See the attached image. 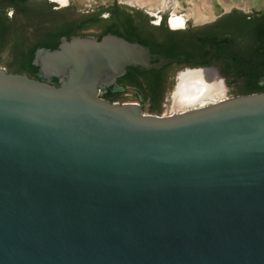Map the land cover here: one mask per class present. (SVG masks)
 <instances>
[{
    "label": "water",
    "instance_id": "95a60500",
    "mask_svg": "<svg viewBox=\"0 0 264 264\" xmlns=\"http://www.w3.org/2000/svg\"><path fill=\"white\" fill-rule=\"evenodd\" d=\"M184 62L106 35L39 50L40 80L0 67V264H264V93L164 115L101 97Z\"/></svg>",
    "mask_w": 264,
    "mask_h": 264
},
{
    "label": "trees",
    "instance_id": "16d2710c",
    "mask_svg": "<svg viewBox=\"0 0 264 264\" xmlns=\"http://www.w3.org/2000/svg\"><path fill=\"white\" fill-rule=\"evenodd\" d=\"M33 1L0 0V24L2 25L0 28V52L6 51L8 58L4 64L5 69H9L8 72L26 74L36 80L41 79L39 69L33 63L39 50L58 49L62 39L69 41L74 37H87L89 35L85 31L91 29L101 31L95 37L98 41L108 34L120 35L128 41L138 42L149 48L152 54L166 59L189 60L196 57L193 51L196 45H200L198 39L201 37L205 42L203 46L209 43L213 50L228 52V47H224L221 42L230 38L229 34L232 38H247V36L257 38V43L264 51V22H262L261 29L252 30L250 25L245 22L244 18L247 15L240 11L233 13L243 17L244 25L243 22H241V26L240 23L226 22L215 28L211 34L201 32L199 36L191 38L180 36L182 33H172L163 27L150 25L149 18L145 17L141 11H137L138 16L135 17L120 10L114 16L112 13V16L107 20H101L98 15L85 16L79 20H68L59 12L50 8L44 9L35 5ZM10 8H13L16 13L13 19H9L5 13ZM99 12L100 14L107 13L108 9L102 7ZM227 17L224 16L221 20ZM19 19L22 20V27L17 24ZM206 54H208L207 51L202 54V57H205ZM237 56L239 53H233L234 58H238ZM184 67H192V65L176 63L160 70L150 71L142 68H128L125 75L117 80L121 90L104 91L101 97L111 103H138L142 108L143 104L147 103L155 112L161 113L163 111L162 104L173 89L174 76L178 70ZM50 83L59 86V80L56 78L52 79ZM251 93L253 92H249L247 95ZM127 94H132L134 101H124Z\"/></svg>",
    "mask_w": 264,
    "mask_h": 264
},
{
    "label": "flooded vegetation",
    "instance_id": "af4514ba",
    "mask_svg": "<svg viewBox=\"0 0 264 264\" xmlns=\"http://www.w3.org/2000/svg\"><path fill=\"white\" fill-rule=\"evenodd\" d=\"M65 1L66 2L64 3L63 0H34L33 3L37 6L43 7L44 9L50 8L56 12H59L60 15L64 16L68 20H79L85 16L97 15L101 20H107L108 18H110V16H112V13L114 16L115 13L120 10L125 11L132 17H135L138 16L137 11H141L145 17L149 18L150 25L159 28L163 27L168 32L182 33L180 34V36L182 35L191 38L199 36L201 32H205V34H211V32L215 30V28H217L221 24L223 25L226 22L240 23L241 26V22H243L242 24L244 25L245 19V22H247L250 25L251 29H254L255 31L261 29L262 22H264V11L261 9L243 11L239 8H232L229 10H223V8L220 7L219 3H215V5L213 6L215 13H218L219 9L222 10V12L219 13L217 17L215 16V18L203 23H195L190 17L178 12L173 13L174 11L172 12L171 10H167V12L159 10L158 12L153 14L152 12L146 10L147 6L141 7L139 5H136L133 3V0H129V2L127 3L113 1L112 3H108L107 5H102L94 2L86 6L85 9H79L77 6L72 4L70 0ZM102 7L108 9V12L100 14L99 11ZM234 11H240L243 14L247 15V17L243 19L241 15L233 13ZM5 13L7 14V17L9 19H13L16 14L13 8L7 9ZM224 16L228 17L221 20ZM115 19L117 18L115 17ZM17 24L19 27H22V20L19 19ZM1 26L2 25L0 24V28ZM85 32L89 35L87 37H91L94 39H96L95 37L101 33V31L95 29H91ZM229 36L230 38H228L226 41L224 40L223 42H221L224 47H228V52L213 50L212 46H209V43L206 46H203V44L205 43L204 38L201 37L200 39H198V43H200V45H196L193 51L196 57L185 60L184 63H180H189L190 65H192V67H184L178 70L174 76V86L169 95L172 102V109V93L177 85V77L179 76V74L187 70L204 69L205 71L215 72L218 78L221 80V86L219 90H216L214 94H211L206 99L199 101L196 104V107L211 105L222 100H227L238 96H246L249 92H253L251 94L264 93V51L257 43V38L251 36H247V38H232L231 34H229ZM120 37L124 38L123 36ZM206 51L208 52V54H206L205 57H202V54H204V52L206 53ZM233 53H239V56H237L238 58H234ZM7 58L8 56L6 54V51H1L0 67L2 66L3 68H5L4 63L6 62ZM190 60H194V62H191ZM120 90L121 88L119 87L118 83H116V85L112 88L105 89V91L113 92ZM143 106L148 107V111H150V113L161 115L165 112L162 111L161 113H157L152 109L151 106H147V104L146 106L145 104H143ZM144 107L143 109H145Z\"/></svg>",
    "mask_w": 264,
    "mask_h": 264
},
{
    "label": "rangeland",
    "instance_id": "374dc122",
    "mask_svg": "<svg viewBox=\"0 0 264 264\" xmlns=\"http://www.w3.org/2000/svg\"><path fill=\"white\" fill-rule=\"evenodd\" d=\"M70 1L79 9H85L86 6L94 2L102 5L104 4L107 5L108 3H112L113 1L121 2V3L129 2V0H70ZM215 3H219L220 7H222L223 10L239 8L242 9L243 11H249L252 9H261L264 11V0H152L149 2V5L146 7V10L152 12L153 14H155L159 10L166 12L167 10H171L172 12L174 11L173 13L178 12L184 14L185 16L190 17L192 21L195 23H203L215 18V16L217 17L219 13L222 12L221 9L218 10V13L214 12L213 6L215 5ZM134 4L138 5L136 2H134ZM124 101L127 102L134 101L133 95L127 94L125 96ZM147 106L150 105L147 104ZM144 108H145L144 110L150 112L148 111L149 110L148 107H144ZM162 110L165 111L164 114H169L172 113V111H174L172 109V102L170 96H167L164 103L162 104Z\"/></svg>",
    "mask_w": 264,
    "mask_h": 264
},
{
    "label": "bare ground",
    "instance_id": "6f19581e",
    "mask_svg": "<svg viewBox=\"0 0 264 264\" xmlns=\"http://www.w3.org/2000/svg\"><path fill=\"white\" fill-rule=\"evenodd\" d=\"M150 1L152 0H134V2L142 7L148 6ZM63 2L65 3L66 1L63 0ZM179 77L181 78L180 89L182 87L185 88L178 96H175L174 94L175 89L173 91V114L196 108V104L199 101L206 99L211 94H214V92L219 90L221 86V80L215 72L205 70H187L179 74ZM193 91H198L199 93H193Z\"/></svg>",
    "mask_w": 264,
    "mask_h": 264
}]
</instances>
